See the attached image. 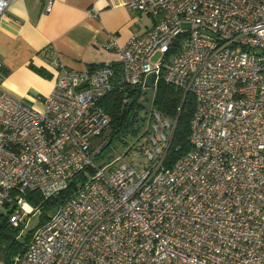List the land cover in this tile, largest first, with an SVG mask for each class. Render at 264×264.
Here are the masks:
<instances>
[{"label": "built area", "instance_id": "built-area-1", "mask_svg": "<svg viewBox=\"0 0 264 264\" xmlns=\"http://www.w3.org/2000/svg\"><path fill=\"white\" fill-rule=\"evenodd\" d=\"M119 1L155 19L122 46L109 35L118 77L191 94L190 149L166 167L174 124L152 111L139 170L96 162L112 62L60 69L40 109L0 84V209L14 206L20 234L37 213L28 191L52 196L93 169L11 264H264V0Z\"/></svg>", "mask_w": 264, "mask_h": 264}, {"label": "crops", "instance_id": "crops-1", "mask_svg": "<svg viewBox=\"0 0 264 264\" xmlns=\"http://www.w3.org/2000/svg\"><path fill=\"white\" fill-rule=\"evenodd\" d=\"M141 14L119 0H54L50 12L44 10L43 0L12 1L0 14L1 86L42 108L37 98L51 91L60 69L118 63L117 48L105 46L108 37L113 35L122 46L132 33L149 29L155 18L146 15L144 22Z\"/></svg>", "mask_w": 264, "mask_h": 264}, {"label": "trees", "instance_id": "trees-1", "mask_svg": "<svg viewBox=\"0 0 264 264\" xmlns=\"http://www.w3.org/2000/svg\"><path fill=\"white\" fill-rule=\"evenodd\" d=\"M115 66V79L113 86L109 92L100 100L103 107L111 118L109 126L100 135L99 141H102V147L96 161L101 160L99 165H106L112 162L103 159V151L105 146H109L114 140L121 143H127L125 136L134 139L137 135V124L141 117V111H144V104L140 97L144 91L139 86L128 85L122 83L118 77V63ZM38 73L43 76H51L43 68L32 66ZM95 68V67H94ZM92 69V68H90ZM150 83V81H149ZM153 90L151 112L156 111L161 117L174 124L173 137L168 146L164 157V165L170 167L179 157L190 149L188 141L190 132V120L194 111V99L191 94H183L182 90L171 84L158 80ZM141 119H144L141 118ZM155 121L152 113L148 119V132H150L151 124ZM136 122V123H135ZM93 169L86 167L76 173L71 179L68 186L56 194L44 197L37 190L28 191L25 194L26 201L36 210V225L23 234H20L22 226L15 227L9 222V215L13 211L14 206L5 205L0 209V261L3 264H11L12 258L24 252L26 244L30 239L33 229L45 223L51 215L58 210L63 203L75 191L80 188L88 179ZM1 210H4L1 211ZM22 237V241L19 237Z\"/></svg>", "mask_w": 264, "mask_h": 264}, {"label": "rangeland", "instance_id": "rangeland-1", "mask_svg": "<svg viewBox=\"0 0 264 264\" xmlns=\"http://www.w3.org/2000/svg\"><path fill=\"white\" fill-rule=\"evenodd\" d=\"M141 18L144 22H147L149 17L146 15L141 14ZM160 56V53H157L153 60H156ZM144 93L140 97L142 103L144 104V112L141 111V115L144 119L139 118V121L137 124V135L134 137V139H130L128 135L125 136V139L127 143H121L118 140H114L109 146H105L103 151V159L102 160H109L111 162H115V164L118 161H125L135 166L137 170L140 169V165L147 162L146 157V151L151 148V144L148 142V135L150 134L148 132V119L151 113V102H152V96H153V90L151 87H147L145 89H142ZM135 122V123H136ZM102 144H100L101 146ZM102 147V146H101ZM96 162L100 163L101 160H97ZM4 212V210H1ZM36 219L37 217L34 215L31 217V220L29 223L24 227V230L22 233H25L30 228L34 227L36 225ZM19 240L22 241V237H19ZM0 264H3L0 261Z\"/></svg>", "mask_w": 264, "mask_h": 264}, {"label": "water", "instance_id": "water-1", "mask_svg": "<svg viewBox=\"0 0 264 264\" xmlns=\"http://www.w3.org/2000/svg\"><path fill=\"white\" fill-rule=\"evenodd\" d=\"M172 137H173V134H172V136H171V139H172ZM171 139H170V141H171Z\"/></svg>", "mask_w": 264, "mask_h": 264}]
</instances>
